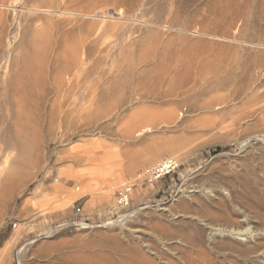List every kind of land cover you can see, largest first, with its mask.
I'll list each match as a JSON object with an SVG mask.
<instances>
[{
    "label": "rangeland",
    "instance_id": "obj_1",
    "mask_svg": "<svg viewBox=\"0 0 264 264\" xmlns=\"http://www.w3.org/2000/svg\"><path fill=\"white\" fill-rule=\"evenodd\" d=\"M263 44L264 0H0V264H164L154 258L161 252L187 264L172 247L188 248L185 224L193 233L202 228L204 243L193 255L199 264H235L224 234L213 231L216 238L208 241L203 217L226 198L225 177L239 174L256 178L239 188L255 203L252 210L264 212V180L258 182L264 166L256 157L264 155ZM147 50L169 64L177 54L187 63L219 53L262 58L251 63L257 67L245 81L250 93L224 89L214 95L227 96V103L173 105L179 111L162 105L151 131L126 139L123 123L132 111L115 106L108 112L120 91L113 96L105 84L111 76L99 84L90 70L104 61L99 74L111 71L126 54L135 66ZM77 55L85 63L80 70L69 66ZM169 158L178 165L153 177L142 173ZM125 187H131L129 202L121 205ZM193 196L210 203V212L182 206ZM181 208L189 209L187 216ZM263 222L257 224L263 228Z\"/></svg>",
    "mask_w": 264,
    "mask_h": 264
},
{
    "label": "bare ground",
    "instance_id": "obj_2",
    "mask_svg": "<svg viewBox=\"0 0 264 264\" xmlns=\"http://www.w3.org/2000/svg\"><path fill=\"white\" fill-rule=\"evenodd\" d=\"M239 31V30H238ZM249 34V33H248ZM253 34V33H252ZM235 37V36H234ZM246 37V36H245ZM252 37V36H251ZM239 38V37H238ZM241 38V37H240ZM236 39V37H235ZM252 41V40H249ZM253 42V41H252ZM260 44V42H258ZM258 44V45H259ZM251 45V44H250ZM262 45V44H260ZM264 46V44H263ZM224 48V47H223ZM192 49V48H191ZM256 49V48H254ZM264 49V48H263ZM94 50V49H93ZM188 50V49H187ZM185 50V51H187ZM190 50V49H189ZM184 50H182L183 52ZM184 51V52H185ZM191 51V50H190ZM233 51V50H232ZM234 52V51H233ZM255 52V51H254ZM180 53V52H179ZM188 53V51H187ZM257 53V52H256ZM255 53V56H256ZM93 54V53H92ZM185 54V53H184ZM196 54V53H195ZM247 54V53H246ZM243 54L241 56H238L236 58H232L229 57L227 54L224 56L223 54H215L212 56V54H209L207 56H202L200 59H198L197 61H195L194 63H187L186 61L184 62L183 60L185 58H183L181 55L177 54L178 59L173 60L169 63H167V57L164 56H158L156 53H154L152 50H147V51H143L138 55L137 58V62L135 64V66L130 65L128 62L130 60V56L129 54H126L124 57V59H116V61H113V68L109 69L111 71H103L101 74H99V70L102 68L101 66L104 64L103 62H97L93 65V69H91L90 71H92L91 75L92 77H97L99 80V84H100V80L103 81L105 75H110V79L108 81H106L105 84H107V91L109 93H111L113 96H115L116 94H118V91H120L119 95V99L115 102V105L112 106L113 103H109L107 102L108 105V112L111 111L115 106L123 108V110H131L132 114L130 115V117L128 119L125 120V122L123 123V131L125 132V137L126 139H130L132 134H137L141 135L144 134L146 131L148 132L149 130L151 131L153 128V125L155 124L154 122V118L157 119V109H159L160 111V106L162 105H169V106H173L175 105L177 108L180 109V107L186 105V104H190V106H196L198 105L199 101H205L207 105H211L213 103H221L224 102L226 100L225 103H227V96L224 99L223 97H221L220 95H214L215 93H217L218 91L224 90V89H229L231 91H233L234 93H242V94H247L250 90L252 91V87L249 86V84H247L246 78L249 77L251 73L257 66H255L256 64L253 63L251 64L253 61L252 59V53L251 55L249 54ZM190 55V54H189ZM109 56V55H108ZM198 56V55H197ZM185 57V56H184ZM193 57V56H192ZM195 57V56H194ZM260 57V56H259ZM258 57V58H259ZM114 58V57H112ZM171 58V57H170ZM187 58V57H186ZM254 58V57H253ZM262 58V57H261ZM261 58H259V60H261ZM73 61L70 62L72 69L75 67L76 70H80L81 66H83L84 63V59H81L80 57H78V55L76 57L72 58ZM83 60V61H82ZM100 60V59H99ZM257 60V61H259ZM264 59H262L263 62ZM174 61V62H173ZM255 61L256 63L259 64V62ZM193 62V61H192ZM260 62V63H262ZM110 63V62H109ZM116 64V65H115ZM255 64V65H254ZM263 64V63H262ZM68 66V67H69ZM74 66V67H73ZM108 67V66H107ZM124 67V69L121 71V68ZM70 68V67H69ZM88 68V67H87ZM71 69V68H70ZM69 69V70H70ZM253 69V70H252ZM75 72V71H74ZM253 74V73H252ZM75 75V74H74ZM255 76V74H254ZM257 77V76H256ZM254 77V78H256ZM78 78V77H77ZM248 78V80H249ZM253 80V78H250ZM251 80V81H252ZM254 80H257L254 79ZM79 81V80H78ZM254 82V81H253ZM257 84V83H256ZM255 85V84H253ZM257 86V85H256ZM99 87V86H98ZM255 86H253L254 88ZM92 89V88H91ZM118 89V91H117ZM255 89V88H254ZM258 90V88H256ZM256 90V91H257ZM106 91V92H107ZM255 91V93H256ZM226 93V91H225ZM250 93V92H249ZM238 94V93H237ZM108 95V93H107ZM112 95L109 96V98H112ZM253 95V94H252ZM234 97V95H232ZM261 97V96H260ZM238 98V97H237ZM115 99V98H114ZM251 99V98H250ZM262 99V97H261ZM234 101V99H232ZM109 101V100H108ZM262 102V100H261ZM202 103V102H201ZM203 105V104H202ZM225 105V104H224ZM166 106V107H167ZM174 110H178L175 109ZM188 106V105H187ZM221 106V105H220ZM160 107V108H158ZM200 107V106H198ZM264 107V106H263ZM263 107H259L262 108ZM165 108V107H164ZM171 108V107H170ZM254 108V107H253ZM172 109V108H171ZM220 109V108H219ZM229 109V108H228ZM122 110V112H123ZM191 110V109H190ZM244 110V109H243ZM179 111V110H178ZM177 111V113H178ZM182 111V110H181ZM107 112V113H108ZM157 112V113H156ZM258 114V113H257ZM262 115L263 112H262ZM260 117V116H259ZM166 118V117H165ZM155 119V120H156ZM257 119V118H256ZM261 119V118H260ZM94 120V118L92 119ZM170 120V119H169ZM263 120V119H262ZM99 122V121H98ZM154 122V123H153ZM262 122V121H261ZM89 123V122H88ZM157 123V122H156ZM96 124V123H95ZM78 126V125H77ZM169 126V125H168ZM165 128V127H164ZM167 129V128H166ZM150 133V132H149ZM163 133V132H162ZM164 134V133H163ZM256 135V133H255ZM252 136V135H251ZM254 136V135H253ZM252 136V137H253ZM258 136V135H257ZM141 137V136H140ZM258 138V137H257ZM261 138V137H260ZM262 139V138H261ZM144 140V139H143ZM148 140V139H147ZM130 141V140H129ZM145 142V141H144ZM160 142V141H159ZM261 143V142H258ZM144 144V143H143ZM258 149V148H257ZM261 149V148H260ZM247 150V149H246ZM144 151H141L137 156L140 158H144ZM253 153V152H252ZM255 154V153H254ZM257 159H259V163L261 166H264V155L261 154L260 156H256ZM142 162V161H141ZM159 165V164H158ZM157 165V167L155 166L154 169H149L147 171H143L142 173H146L147 176L149 177H153L156 176L159 172L168 169L172 166H177L178 163L174 162L171 158L166 159V161H163L159 166ZM247 167V165H246ZM249 168V167H247ZM146 169V168H145ZM144 169V170H145ZM158 170V171H157ZM244 174V173H243ZM143 176V175H142ZM228 177V176H227ZM258 177V176H257ZM233 178V177H232ZM226 178V183H228L229 189L226 188V198H221V196L219 197V201L214 203V207H217L216 211L213 212L210 216V209L209 206L207 204L210 203H204L203 201H201L199 199H196V202L194 200L193 196V201L194 202H183L181 203L182 206H186L188 208L194 209L192 207H195V209L198 207L201 211V208L206 207L209 210L206 211V208L204 211H206L208 214L206 215L208 218H206L205 216L203 217V226H205L206 228L210 229V233L208 235V241H214L215 240V235L216 233L212 234L213 231H217L219 232L218 235L221 236V234H224V236L227 238L226 242V248L229 250V252L231 254H233L235 258H237V260L234 259L235 264H251L250 261L252 260H259L262 264H264V227H260L261 225L257 224V222H261V220H264V212L262 213L260 210H252L253 204L250 200V197L247 196L246 194L248 192H246L247 190H243L240 189L239 187L244 185H252V183H250L251 180L256 178H250L247 177L246 175H242L237 176L235 178ZM258 180V179H257ZM261 180H264L261 178H259L258 182H262ZM254 181V180H253ZM210 182V181H209ZM256 181V183H258ZM219 184V183H218ZM217 184V185H218ZM221 184V183H220ZM224 184V183H223ZM236 184V185H235ZM264 184V183H263ZM205 185V184H204ZM203 185V186H204ZM216 185V186H217ZM222 185V184H221ZM225 185V184H224ZM191 186H194L191 185ZM215 186V184L213 185ZM226 186V185H225ZM224 186V187H225ZM253 186V185H252ZM199 187V186H198ZM209 187V186H208ZM211 187V186H210ZM209 187V188H210ZM223 187V189H224ZM131 187H125L122 192L124 194V199L123 200V204L125 202H129V195H125L126 192L128 191V189ZM194 188V187H193ZM202 187H199V189ZM208 188V189H209ZM215 188V187H214ZM245 188V187H244ZM197 186L195 187L194 192H199L201 190H197L196 191ZM205 189V187H204ZM212 188H210L211 190ZM253 189V188H251ZM261 189V188H260ZM263 189V188H262ZM216 190V189H215ZM220 190V188H219ZM218 190V191H219ZM254 190H256L254 188ZM258 190V189H257ZM131 191V189H130ZM192 191V190H190ZM205 191V190H204ZM207 191V190H206ZM205 191V192H206ZM213 191V189L211 190ZM222 191V188H221ZM220 191V192H221ZM252 191V190H250ZM246 192V194L244 193ZM255 192V191H254ZM189 193V192H188ZM219 193V192H218ZM225 193V192H223ZM257 193V191H256ZM130 194V193H129ZM216 194V193H215ZM251 194V193H249ZM263 194V193H262ZM199 195V194H198ZM197 195V196H198ZM208 195V194H207ZM206 195V196H207ZM210 195V193H209ZM208 195V196H209ZM219 195V194H217ZM252 195V194H251ZM183 196V195H182ZM213 196V195H212ZM212 196L210 195V198H212ZM263 196V195H262ZM216 197V196H215ZM197 198V197H196ZM256 198V197H255ZM254 198V199H255ZM260 198V197H259ZM264 198V196H263ZM185 199V198H184ZM191 199V198H190ZM191 199V200H192ZM215 199V198H214ZM218 199V197H217ZM261 199V198H260ZM259 199V200H260ZM182 199L180 198L179 201H181ZM184 201V200H182ZM181 201V202H182ZM187 201V200H186ZM211 201V199H210ZM256 201V200H255ZM209 202V201H208ZM261 202V201H260ZM264 202V201H263ZM254 203V202H253ZM177 204V203H176ZM184 204V205H183ZM230 204H233L235 206V204H237V206H235V208L239 207L242 209H231ZM255 204V203H254ZM179 205V204H178ZM213 205V204H212ZM258 205V204H257ZM181 205H179L180 207ZM181 206V207H182ZM177 207V206H176ZM211 207V206H210ZM258 207V206H257ZM211 208V210H212ZM177 209V208H176ZM174 209V210H176ZM195 209L193 211H195ZM260 209V207H259ZM262 209V208H261ZM164 210V209H163ZM170 210L169 208H166V211ZM174 210H172V212L174 213L175 216V212ZM189 210V209H188ZM187 208L186 210H184L186 212L187 216ZM203 210V209H202ZM215 210V209H214ZM165 211V210H164ZM178 211V210H177ZM180 211V210H179ZM182 213L184 214L183 208H181ZM191 210V212H193ZM198 213V209L196 210ZM195 211V214H197ZM264 211V210H263ZM170 212V213H172ZM188 212V213H191ZM203 212V211H202ZM200 212V213H202ZM204 213V212H203ZM178 214V212H177ZM181 214V213H180ZM178 214V216L180 215ZM194 214V213H191ZM194 214V215H195ZM172 215V214H171ZM192 215V216H194ZM199 215V214H198ZM182 216V215H180ZM191 216V215H190ZM197 216V215H196ZM200 218L202 217L201 215H199ZM123 217V216H121ZM125 217V216H124ZM195 217V216H194ZM211 217H213L212 219L216 218V221H212ZM188 218V217H187ZM191 218V217H190ZM185 219V218H184ZM198 219V217H197ZM183 220V219H182ZM199 220V219H198ZM201 220V219H200ZM211 220V221H210ZM123 221V220H122ZM181 222V220H179ZM190 221V219H189ZM192 221V220H191ZM119 221H115L114 223H117ZM187 222V220H186ZM201 222V221H200ZM188 223V222H187ZM196 223V222H195ZM264 223V222H263ZM185 224V223H184ZM200 224V223H199ZM196 225V224H195ZM202 226V227H203ZM126 227V226H125ZM191 227V225H190ZM123 228V227H121ZM130 228V227H129ZM142 228V227H141ZM157 228V227H155ZM177 228V227H176ZM194 228V227H192ZM191 228V230H192ZM124 229V228H123ZM128 229V228H127ZM127 229H125L126 233ZM163 229V228H162ZM161 229V230H162ZM169 229V228H168ZM167 229V230H168ZM172 229V228H171ZM175 229V228H174ZM179 229V228H178ZM187 229H189L188 225L186 227H183L182 229V234H183V241L186 243V245L188 246L187 249H184L179 246H172L175 250H179L178 252H180V255L178 256V259H184V262L187 264H199L197 261V256L196 258L193 257L194 255V250L195 248L197 249V247L199 248V246H201L199 244V242H203V238H202V228H198L197 231H188ZM122 230V229H121ZM143 230V229H141ZM166 230V231H167ZM180 230V229H179ZM194 230V229H193ZM140 231V230H139ZM138 231V232H139ZM158 231V230H157ZM160 231V230H159ZM165 231V230H164ZM165 231V232H166ZM181 231V230H180ZM208 231V230H207ZM137 232V230H136ZM161 232V231H160ZM175 232V231H174ZM122 233V232H121ZM125 233V232H124ZM125 233V234H126ZM135 233V231H134ZM133 233V234H134ZM140 233V232H139ZM138 233V234H139ZM155 232H153L154 234ZM157 233V232H156ZM171 233V237L174 233ZM177 233V232H176ZM181 234V232H179ZM164 234V233H163ZM167 234V233H166ZM180 234L177 235L180 236ZM128 235V234H127ZM142 235V234H140ZM152 235V234H151ZM176 235V234H175ZM137 236V235H135ZM135 236H133L135 238ZM144 236V235H143ZM146 236V235H145ZM125 237V235H124ZM127 238L129 237L126 236ZM125 237V238H126ZM132 237V236H131ZM169 237V236H168ZM174 237V236H173ZM177 237V236H176ZM181 237V236H180ZM179 237V238H180ZM222 237V236H221ZM245 237V238H244ZM130 238V237H129ZM139 238V237H138ZM143 238V237H142ZM141 238V239H142ZM151 238V237H150ZM175 238V237H174ZM140 239V238H139ZM140 239V240H141ZM206 239V238H205ZM221 239V238H220ZM127 240V239H126ZM132 241V239H130ZM170 240V239H169ZM173 240V239H172ZM176 240H178L176 238ZM175 240V241H176ZM217 240V239H216ZM219 240V239H218ZM217 240V241H218ZM224 240V238H223ZM222 240V242H223ZM224 240V241H225ZM128 241V240H127ZM142 241V240H141ZM144 241V240H143ZM146 241V239H145ZM205 241V240H204ZM220 241V240H219ZM130 242V241H129ZM136 242V240H135ZM155 241H152V243H154ZM162 242V241H161ZM178 242V241H176ZM180 242V240H179ZM207 242V240H206ZM205 242V243H206ZM137 243V242H136ZM144 243V242H143ZM151 242L148 241V244H145L147 247L151 248V244H149ZM157 243V241H156ZM164 243V242H163ZM171 243V242H170ZM181 243V242H180ZM204 243V242H203ZM211 243V242H210ZM214 243V242H213ZM216 243V242H215ZM30 243L24 244L22 248H20L19 250V254L22 253L23 249L28 246ZM129 244V243H128ZM132 244V243H131ZM155 244V243H154ZM174 244V243H173ZM217 244V243H216ZM219 244V243H218ZM123 245V242H122ZM121 245V246H122ZM136 245V244H135ZM138 245V244H137ZM140 245V244H139ZM168 245V244H167ZM225 245V244H224ZM142 246V245H141ZM159 246V245H158ZM157 246V247H158ZM170 246V245H169ZM186 246V247H187ZM185 247V246H184ZM185 247V248H186ZM204 250H205V246ZM212 248H214L213 246H211ZM210 247V248H211ZM225 247V246H224ZM129 248V247H128ZM126 248V249H128ZM142 248V247H141ZM201 248V247H200ZM199 248V249H200ZM135 252L136 251H140L144 252V250L142 249H136L135 246ZM150 249V251H152ZM155 249V248H154ZM153 249V250H154ZM157 249V248H156ZM155 249V250H156ZM159 249V248H158ZM172 249V248H171ZM173 249V250H174ZM217 249V248H216ZM215 249V250H216ZM223 249V248H222ZM133 250V249H132ZM131 250V251H132ZM148 250V249H147ZM207 250V249H206ZM214 250V252H215ZM124 251V250H123ZM161 251V250H160ZM209 250H207L208 252ZM221 251V250H220ZM121 252V251H120ZM125 252V251H124ZM122 252V253H124ZM129 252V251H128ZM134 252V250L132 251ZM134 252V253H135ZM140 253V255L144 253ZM148 252V251H147ZM146 252V254H147ZM153 252V251H152ZM155 252V251H154ZM159 252V250H158ZM173 252V251H172ZM197 252V251H196ZM201 252V251H200ZM206 252V251H203ZM213 252V251H212ZM223 252V250L221 251ZM127 253V252H125ZM124 253V256H125ZM137 253V254H138ZM150 253V252H149ZM162 253V252H161ZM160 253V255L158 253L154 254L156 256L155 257H160L159 259L163 261L164 264H179L177 261H175L172 256L171 257H167L166 255L162 256ZM167 253V252H166ZM175 253V252H174ZM210 253V252H209ZM135 254V256L137 255ZM151 254V253H150ZM149 254V255H150ZM173 254V253H172ZM205 254V253H204ZM203 254V255H204ZM225 254V252L222 253V255ZM227 254V253H226ZM229 254V253H228ZM134 255V254H133ZM132 255V256H133ZM139 255V254H138ZM139 255V256H140ZM153 255V253H152ZM177 253L175 254L176 257ZM208 255V254H207ZM217 255V254H216ZM130 256V257H132ZM174 256V255H173ZM230 256V255H228ZM232 256V255H231ZM129 257V254L126 258ZM138 257V256H137ZM145 257V256H144ZM206 257V256H205ZM211 257V256H210ZM209 257V258H210ZM213 257V256H212ZM227 257V256H226ZM136 258V257H134ZM141 258V257H140ZM139 258V259H140ZM143 258V257H142ZM141 258V259H142ZM150 259V257H148ZM172 258V259H171ZM200 258V257H199ZM204 258V257H202ZM201 258V259H202ZM217 258V257H216ZM228 258V257H227ZM231 258V257H230ZM121 259V258H120ZM158 259V260H159ZM196 259V260H194ZM233 259V258H231ZM115 260V259H113ZM112 260V261H113ZM128 260V259H126ZM135 260V259H134ZM137 260V259H136ZM135 260V261H136ZM143 260V259H142ZM156 260V259H155ZM155 260H153L155 262ZM157 260V261H158ZM222 259H220L221 262ZM226 260V258H225ZM230 260V259H229ZM229 260L227 259V261L229 262ZM111 261V262H112ZM131 261H133L131 259ZM141 261V260H140ZM139 261V262H140ZM149 261V260H147ZM219 261V260H218ZM232 261V260H231ZM122 262V261H121ZM123 262H124V258H123ZM137 262V261H136ZM135 262V264H137ZM145 262L142 261L141 264ZM208 262V261H207ZM233 262V261H232ZM103 263V262H102ZM125 263V262H124ZM151 263V262H149ZM148 263V264H149ZM157 263V262H155ZM206 263V262H204ZM214 263V262H213ZM222 263V262H221ZM231 263V262H230ZM127 264V262H126ZM130 264V263H129ZM133 264V263H132ZM144 264V263H143ZM146 264V262H145ZM159 264H161L159 262ZM202 264V262H201ZM226 264V262H225ZM234 264V262L232 263ZM256 264V263H255ZM258 264V262H257Z\"/></svg>",
    "mask_w": 264,
    "mask_h": 264
},
{
    "label": "built area",
    "instance_id": "obj_3",
    "mask_svg": "<svg viewBox=\"0 0 264 264\" xmlns=\"http://www.w3.org/2000/svg\"><path fill=\"white\" fill-rule=\"evenodd\" d=\"M130 189H131V188H129L128 191L126 192V194H125L126 196L129 195V193H130ZM123 192H124V191H123ZM123 192L121 193V197H120V199H119V204H121V205H127L128 202H125V203L123 204V200H122V199H124V194H123Z\"/></svg>",
    "mask_w": 264,
    "mask_h": 264
}]
</instances>
